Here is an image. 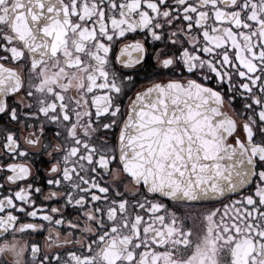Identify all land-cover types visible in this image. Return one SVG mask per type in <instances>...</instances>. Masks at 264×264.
Masks as SVG:
<instances>
[{
  "label": "snow or ice",
  "instance_id": "obj_1",
  "mask_svg": "<svg viewBox=\"0 0 264 264\" xmlns=\"http://www.w3.org/2000/svg\"><path fill=\"white\" fill-rule=\"evenodd\" d=\"M0 264H264V0H0Z\"/></svg>",
  "mask_w": 264,
  "mask_h": 264
}]
</instances>
